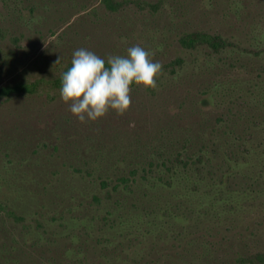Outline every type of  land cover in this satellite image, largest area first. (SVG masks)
Wrapping results in <instances>:
<instances>
[{"label": "trees", "instance_id": "obj_1", "mask_svg": "<svg viewBox=\"0 0 264 264\" xmlns=\"http://www.w3.org/2000/svg\"><path fill=\"white\" fill-rule=\"evenodd\" d=\"M54 1L0 6L32 18ZM89 2L76 3L66 23L133 6L139 22L179 32L183 47L206 46L207 59H192L185 73L183 59L167 62L158 90L133 84L125 115L87 123L60 97L72 59L60 60L45 82L55 93L40 102L41 80L0 86V190L29 202L0 198V264H181L192 253L204 264H264V249L249 250L264 242V215L240 221L264 194V0ZM202 9L237 35L187 29L185 17ZM14 97L21 104L4 107Z\"/></svg>", "mask_w": 264, "mask_h": 264}, {"label": "rangeland", "instance_id": "obj_2", "mask_svg": "<svg viewBox=\"0 0 264 264\" xmlns=\"http://www.w3.org/2000/svg\"><path fill=\"white\" fill-rule=\"evenodd\" d=\"M80 1L55 0L53 5L56 8H50V11L46 13L35 12L32 18L20 17L19 15L15 17L13 14L8 17V13H4L5 10L0 6V86L15 81L30 83L41 80L38 89H40L39 93L42 96L36 99L40 102L46 96L44 93L53 95L55 93L46 84V80L59 73L60 62H62L60 60L72 59L74 51L80 48L92 51L106 60L110 55L126 56L128 48L139 45L153 53L154 62H160L162 68L173 59H183L185 68L181 70L182 73L190 72L192 59H207L206 46L197 49L183 47L177 40L179 32H175V29L168 30L166 25L158 26L147 23L150 22L149 20L145 21L146 24L139 22L140 19L134 18L138 16L129 12L130 10L136 11L133 6L130 9L127 8L128 6L120 9V12L123 11L124 14L121 17L129 18L131 23L129 21L127 23L122 22V18L118 16L110 19L109 15L107 16L105 11L98 7L97 10H86L73 17L71 15L67 22L69 24H67L64 16L68 17L67 14L69 15L76 3ZM87 1L96 6L98 4L97 0ZM211 19L213 20V17ZM218 20L216 18L215 22H207V9H202L189 13L185 17V27L190 26L187 29L205 31L210 28L227 35H237L234 33V27L227 23L221 24ZM166 71H170V69L166 68ZM203 76L201 75V77ZM161 81L165 80L161 79ZM185 89L184 86H178L176 89L178 97L185 94ZM190 90L192 93L194 92L193 87ZM137 98L139 101L140 99L143 101L148 99L144 94L138 95ZM22 101V98L14 97L7 101L4 107L11 108L21 104ZM171 104L176 107L178 102ZM9 192L5 188L0 190V198L3 199V193L8 196ZM12 196L17 199V204L26 206L29 203L18 192L15 195L11 193L10 197ZM259 200L258 204H253L241 214L240 221L243 220V223H248L264 215V194ZM249 243L253 245L249 248L250 252L256 253L264 249V242ZM191 255L192 257H184L181 264H204L202 259L194 256V253ZM97 264L110 263L101 259L97 261Z\"/></svg>", "mask_w": 264, "mask_h": 264}, {"label": "clouds", "instance_id": "obj_3", "mask_svg": "<svg viewBox=\"0 0 264 264\" xmlns=\"http://www.w3.org/2000/svg\"><path fill=\"white\" fill-rule=\"evenodd\" d=\"M162 75V64L139 45L128 48L126 56L110 55L106 60L80 48L61 77L60 97L81 123L97 121L110 111L123 116L131 107L133 84L158 90Z\"/></svg>", "mask_w": 264, "mask_h": 264}]
</instances>
